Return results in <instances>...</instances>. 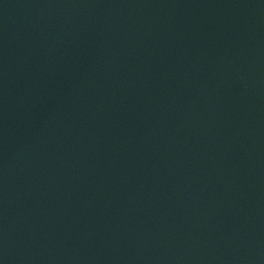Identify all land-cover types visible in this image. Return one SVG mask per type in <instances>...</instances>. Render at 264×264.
Instances as JSON below:
<instances>
[{"label": "water", "instance_id": "95a60500", "mask_svg": "<svg viewBox=\"0 0 264 264\" xmlns=\"http://www.w3.org/2000/svg\"><path fill=\"white\" fill-rule=\"evenodd\" d=\"M0 264H264V0H0Z\"/></svg>", "mask_w": 264, "mask_h": 264}]
</instances>
